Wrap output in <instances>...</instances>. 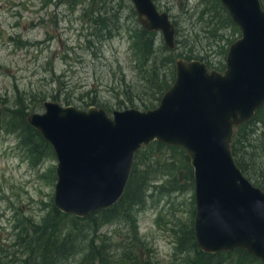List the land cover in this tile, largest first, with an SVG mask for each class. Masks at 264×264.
Segmentation results:
<instances>
[{
  "label": "rangeland",
  "instance_id": "374dc122",
  "mask_svg": "<svg viewBox=\"0 0 264 264\" xmlns=\"http://www.w3.org/2000/svg\"><path fill=\"white\" fill-rule=\"evenodd\" d=\"M153 2L175 24L176 56L191 50L214 70L224 66L226 42H219L220 36L233 40L240 33L234 34L232 28L206 33L212 17L218 23L214 0ZM136 27L130 0H0V245H4L0 264H28L20 242H28L30 224L40 225L54 207L57 166L51 146H36L41 155L31 154L30 146L20 140L21 132L4 127L8 110L19 99L30 107L28 114L43 113L45 101L83 110L97 107L93 100L113 110L132 108L124 103L122 79L128 84L146 77L135 44ZM157 36L158 45H163L162 35ZM133 108L143 111L139 104ZM171 155L161 151L145 157L140 166L147 183L143 202L132 208L137 246L152 264H182L185 255L178 252L176 235L180 227H193L194 222L191 166L188 170L175 153L174 160L182 167L175 174L159 169ZM114 220L98 235L116 249L128 244L131 227ZM22 229L24 234L18 237ZM78 263L74 255L57 264Z\"/></svg>",
  "mask_w": 264,
  "mask_h": 264
},
{
  "label": "water",
  "instance_id": "95a60500",
  "mask_svg": "<svg viewBox=\"0 0 264 264\" xmlns=\"http://www.w3.org/2000/svg\"><path fill=\"white\" fill-rule=\"evenodd\" d=\"M139 26L175 51L176 27L153 0H130ZM240 37L224 69L177 57L174 81L158 105L86 110L45 101L26 123L53 149L54 207L85 219L122 196L135 155L153 142L183 150L192 168L193 233L206 254L244 250L264 264V191L236 165L234 131L264 105V9L260 0H219Z\"/></svg>",
  "mask_w": 264,
  "mask_h": 264
},
{
  "label": "trees",
  "instance_id": "16d2710c",
  "mask_svg": "<svg viewBox=\"0 0 264 264\" xmlns=\"http://www.w3.org/2000/svg\"><path fill=\"white\" fill-rule=\"evenodd\" d=\"M260 1L264 9V0ZM213 11L217 14L218 23H214L215 17H212L206 27L209 29V31H206L208 35H215L218 31L226 28H232L234 34L240 33L237 27L232 24L219 0H214ZM203 14L204 10L200 12L199 19H202ZM136 29L135 44L139 45L138 52H140L143 66H146V77L136 83L129 82L128 84L122 79L124 92L127 95L124 103L127 102L130 107L133 108L136 104H139L142 106L143 111H147L158 105L162 95L174 81L173 63L177 57L187 61L196 59L205 63L207 68H213L204 57L196 55L191 50L185 56H176V48L175 51L170 52L164 45H158V33H148L140 26ZM223 35L220 36L219 42H226V45L222 46V53L226 54L229 45L236 39H225ZM223 67L221 65L215 70L222 71ZM121 93H123V90ZM42 100L40 99V101ZM92 105H97V108L104 109L108 114L114 111L112 108L98 105L95 100L92 101ZM29 108L19 99L13 109L8 110L9 113L3 125L9 131L15 132L17 130L21 132L20 140L30 146V153L41 155L36 146L41 149L43 147L50 149V145L44 141L39 133L27 125L26 116ZM231 150L235 163L244 176L254 186L264 191V105L251 120L235 129ZM161 151L172 153V155L168 156L166 161L159 163V169L166 168L167 171L175 174L182 167L178 164V161L174 160L173 154L176 153L182 157L186 168L189 170V160L183 150L178 147H169L153 142L142 148L135 155L122 196L112 207L96 211L85 219L65 215L55 207H51L50 212L40 225L30 224L31 234L28 242L26 240L20 242V246L28 255L26 259L28 264H57L59 260L64 262L74 255L78 256V264H152L145 259L142 251L137 246L139 244L138 229L136 218H133L135 216L132 214V208L142 204L144 189L147 186L146 176H142L140 166L145 157H154ZM189 175L190 182H192V171H189ZM114 219L122 220L131 227L128 244L121 247L122 252L120 251L121 248L113 249L110 246V240L101 239L98 235L101 227L104 224L116 221ZM23 234L22 229L18 237ZM176 240L179 254L185 255L182 264H262L259 260L240 249L213 255L203 253L198 249L191 224L180 227ZM3 246V244L0 245L1 250H3ZM81 252H83L81 256L77 255Z\"/></svg>",
  "mask_w": 264,
  "mask_h": 264
},
{
  "label": "flooded vegetation",
  "instance_id": "af4514ba",
  "mask_svg": "<svg viewBox=\"0 0 264 264\" xmlns=\"http://www.w3.org/2000/svg\"><path fill=\"white\" fill-rule=\"evenodd\" d=\"M170 17V16H169ZM171 20V19H170ZM172 22V21H171ZM173 23V22H172ZM174 24V23H173ZM175 25V24H174Z\"/></svg>",
  "mask_w": 264,
  "mask_h": 264
}]
</instances>
